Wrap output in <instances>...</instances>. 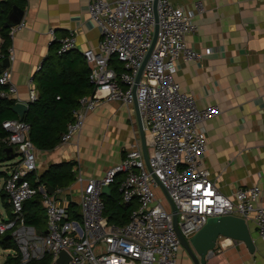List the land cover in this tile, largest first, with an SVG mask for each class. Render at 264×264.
I'll return each instance as SVG.
<instances>
[{
    "label": "built area",
    "instance_id": "obj_1",
    "mask_svg": "<svg viewBox=\"0 0 264 264\" xmlns=\"http://www.w3.org/2000/svg\"><path fill=\"white\" fill-rule=\"evenodd\" d=\"M156 37L135 77L151 41L154 19L153 0H88L89 19L99 28L93 48L80 53L88 66L91 92L78 99L71 112L72 120L60 136L59 145L68 144L80 132L89 113L102 103L129 105L135 101L142 131L148 136L146 169L140 148L132 144L118 164L108 168L98 179H87L79 190L75 220L68 203L57 188L51 194L44 187H30L27 177L35 171V148L27 139L29 127L18 120L2 122L7 132L4 142L11 147L16 161L7 165L2 191L10 207V216L0 221V236L9 235L20 261L50 256L51 262L61 251L69 256L66 264H179L181 247L172 228L171 213L165 210L152 189L161 188L174 205L176 226L187 240L210 217L236 216L253 223L264 241V205L258 185L238 188L231 196L217 191L207 170L200 165L206 137L203 123L217 113L214 107L199 109L195 99L182 92L172 75L178 59L196 60L210 53L209 48L196 51L185 40L196 31L190 11L174 6L170 0H155ZM20 21L8 28L11 38ZM56 53L75 48V38L68 32L60 38L49 30ZM2 57L11 61L12 47ZM120 61L116 71L110 57ZM39 66H37V70ZM36 70V71H37ZM1 98L12 99L15 87L8 66L0 64ZM134 91L132 93V87ZM36 91L32 79L27 81L28 102ZM75 181L80 185V169L74 166ZM119 177L117 192L122 203L135 202L128 221L121 227L108 224L102 217L100 195L103 188ZM40 189L44 208L45 232L38 234L23 221L22 204ZM160 189V188H159ZM212 252V251H211ZM211 252L207 254L210 255Z\"/></svg>",
    "mask_w": 264,
    "mask_h": 264
},
{
    "label": "crops",
    "instance_id": "obj_2",
    "mask_svg": "<svg viewBox=\"0 0 264 264\" xmlns=\"http://www.w3.org/2000/svg\"><path fill=\"white\" fill-rule=\"evenodd\" d=\"M87 1L25 0L22 24L10 38L13 57L8 69L16 93L11 100L29 103L27 81L49 50V30L57 38L72 32L74 49L79 52L96 45L99 28L88 17ZM170 1L191 13L196 31L185 40L196 51L210 49L196 60L178 59L172 75L199 109L217 110L203 123L206 145L200 165L225 196L238 188L258 185L264 205V0ZM143 136L147 153L148 136L144 132ZM135 143L140 148L133 104L102 103L87 115L80 132L68 144L35 150L33 174L36 177L49 165L61 162L78 166L81 185L72 171L73 183L59 195L61 202L77 207L85 181L101 177ZM0 204L4 208L1 198ZM5 211L9 217L10 211ZM247 225L253 253L243 243L220 238L204 264H264V241L253 223ZM177 259L179 264H192L182 249Z\"/></svg>",
    "mask_w": 264,
    "mask_h": 264
},
{
    "label": "trees",
    "instance_id": "obj_3",
    "mask_svg": "<svg viewBox=\"0 0 264 264\" xmlns=\"http://www.w3.org/2000/svg\"><path fill=\"white\" fill-rule=\"evenodd\" d=\"M24 3L25 0H0V54L2 57H5L6 48L10 44L8 28L2 26L6 14L12 5L22 9ZM56 48L57 43L50 42L49 50L43 57L39 69L31 77L36 98L27 103V110L22 118V122L29 127L27 139L36 150H51L59 144L61 134L72 120L71 112L77 108L78 99L91 92V85L88 84L89 69L81 53L73 49L57 54ZM109 64L116 71L121 69L120 61L115 56L110 57ZM4 89L0 86V92ZM13 104V100L0 97V162L9 161L5 149L11 147L4 142L7 132L1 124L6 120L16 119L10 110ZM12 156H14L13 153ZM72 167V162L52 164L36 177L33 173L29 174L27 180L30 187L34 189L46 186L51 187L52 190L65 189L74 181ZM1 176H4V173H1ZM118 180L119 177L105 187L100 199L103 204L102 217L108 224L121 227L127 223L136 204L133 201L129 203L120 201L117 192ZM0 195L5 210L9 212V205L4 202L5 194ZM68 209L72 213V218L76 220L79 217L76 205L68 203ZM22 211L24 224L33 227L38 234H43L45 216L41 195L38 192L23 202ZM7 236L9 235L0 236V249L9 250L12 254H7L1 264H52L48 255H44L39 260L22 263L14 242Z\"/></svg>",
    "mask_w": 264,
    "mask_h": 264
},
{
    "label": "water",
    "instance_id": "obj_4",
    "mask_svg": "<svg viewBox=\"0 0 264 264\" xmlns=\"http://www.w3.org/2000/svg\"><path fill=\"white\" fill-rule=\"evenodd\" d=\"M154 6H155V0H153L154 26H153L151 41L146 51V54L142 60L139 71L135 77V83L138 80V76L141 71L142 64L145 61L147 55L149 54L156 37L157 25H156V15H155ZM22 14H23L22 9H20L16 5H12L8 10L4 22L2 24L3 28H9L10 26L17 24L20 21ZM0 64L1 66H3V68H7V66L9 65L8 60L6 58H3L0 61ZM133 91H134V86L132 87V93ZM132 104L136 113L138 132L140 138V151L142 154L145 167L149 171V167L147 165V153L145 149L144 136H143V131L141 128V123L135 101H133ZM27 105H28L27 103L14 102L10 110L15 115L16 120L22 121L24 113L27 110ZM5 152L8 155V160L14 157V156L11 157L12 155L11 148H6ZM159 188L162 191L164 198L168 204V209L171 213L172 228L177 236L179 245L181 249L184 251V253L187 255V257L190 259L192 264H204L207 254L214 249L216 241L219 240L220 238H225L231 241L243 243L250 253L254 252V244L249 232L248 225L242 218L236 216L210 217L206 220L205 224L196 233H194L190 238L185 240L179 233L178 228L176 226L174 205L172 204L166 192L161 188V186H159ZM52 191L53 190L51 187L49 186L45 187V192H47L48 194H51ZM68 261H69L68 254L64 251H61L58 254L57 258L54 260L53 264H66Z\"/></svg>",
    "mask_w": 264,
    "mask_h": 264
},
{
    "label": "rangeland",
    "instance_id": "obj_5",
    "mask_svg": "<svg viewBox=\"0 0 264 264\" xmlns=\"http://www.w3.org/2000/svg\"><path fill=\"white\" fill-rule=\"evenodd\" d=\"M17 156H15L14 158H12L11 160H9V162H11L13 160L16 161L17 160ZM8 162V164H9ZM7 162H0V184H1V173L4 171V168L5 166L7 167ZM100 178V177H99ZM2 186V185H1ZM1 186H0V194L2 193L1 192ZM103 191H105V188H103ZM153 191V194L155 196V198H159L162 202V205L164 207L165 210H168V204L164 198V195L162 193V191L158 188H155V189H152ZM0 198H2V196L0 195ZM5 200V199H4ZM4 206V205H3ZM7 215L6 214V211H5V208L2 207V205L0 204V221H5L6 218H7ZM181 251V250H180ZM7 254H12L11 251L9 250H2L0 249V264L2 263L4 257L7 255Z\"/></svg>",
    "mask_w": 264,
    "mask_h": 264
}]
</instances>
